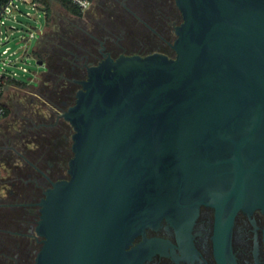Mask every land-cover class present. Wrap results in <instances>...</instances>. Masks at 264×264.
<instances>
[{
  "label": "water",
  "instance_id": "obj_1",
  "mask_svg": "<svg viewBox=\"0 0 264 264\" xmlns=\"http://www.w3.org/2000/svg\"><path fill=\"white\" fill-rule=\"evenodd\" d=\"M175 3L174 56L107 53L77 80L69 177L37 203L33 264H141L128 247L163 219L212 205L229 233L264 212V0Z\"/></svg>",
  "mask_w": 264,
  "mask_h": 264
},
{
  "label": "flooded vegetation",
  "instance_id": "obj_2",
  "mask_svg": "<svg viewBox=\"0 0 264 264\" xmlns=\"http://www.w3.org/2000/svg\"><path fill=\"white\" fill-rule=\"evenodd\" d=\"M95 1L86 11L94 8ZM142 1L144 5L143 16H135V13L131 12L135 16V20L140 21L144 27L150 29L151 33L165 40L170 47L168 52L153 50L147 54L161 52L168 56H174L175 50L171 47L174 40L172 42L167 40L149 22H154L156 26L164 23L159 9L163 6L164 11L170 10L169 12H171L173 8L179 11L175 0ZM179 14L182 21L180 11ZM150 16L152 18H149ZM177 25H172L174 32ZM165 27L167 26L165 25ZM82 29L86 33L85 38L77 40V37L72 35L64 40L63 37L62 39L59 37L51 46L46 45V42L43 41L46 35L44 32V37L41 38L43 41L41 48L45 53H77L71 68L77 73H82V78H85L88 66L98 63L105 54L108 53L114 58L117 56L107 51L104 42L91 34L87 30V26ZM98 44L99 46H97ZM90 54L98 59L91 60ZM128 54L146 55L142 54L141 51ZM45 64L47 71L43 73L45 74L44 79L56 70L49 62H45ZM77 80L74 79L73 81L80 87ZM47 98L57 108L58 112L54 122L35 124V127L38 128L37 131L41 129V131L36 132V140L31 142L35 144L36 149L29 150L23 145L20 148L14 145L3 147L7 155L15 154L17 158L15 156L12 158L19 160L22 164V167H19L21 170L19 171L20 180L25 179L22 182L24 185L20 186L22 191L19 196L23 195L24 191L31 192L33 190L31 184L40 188L39 194L35 192L34 195L29 196L30 201L18 200V194L15 195L14 202L1 203L3 200L0 199V208L8 209H4L5 213L0 214V223L4 224L0 231L5 234L0 242V248L6 246L13 252L5 258L6 264L34 263L42 240V237L35 232L40 214L37 203L44 196L45 190L51 186L52 181L69 177L67 168L71 158L69 155L72 153L71 135L73 128L62 114L74 104L75 94L73 101L60 100L55 93L47 96ZM7 142H11V139H8ZM43 165L46 166L43 167ZM16 170H18L17 167L14 173L18 174ZM10 194L13 196L14 192L11 191ZM216 215L214 206L202 204L196 214L189 216L187 220H180V224L173 225L168 220L163 219L157 227L147 228L144 235L140 234L135 237L128 249L133 250L136 257L142 260L141 264H264V212L261 209L239 210L234 217L229 233L222 225L226 222L227 217L221 218L220 226ZM152 238L158 241L153 244L148 243L147 240Z\"/></svg>",
  "mask_w": 264,
  "mask_h": 264
},
{
  "label": "rangeland",
  "instance_id": "obj_3",
  "mask_svg": "<svg viewBox=\"0 0 264 264\" xmlns=\"http://www.w3.org/2000/svg\"><path fill=\"white\" fill-rule=\"evenodd\" d=\"M133 2L136 4H133ZM143 6L142 0H96L93 9L84 11L82 16H75L62 6L60 0H51L50 12L54 21H51L50 24H47L45 14L42 11H36L30 6L22 5V9L25 12L29 11L33 18L20 16L19 19L22 20V23H16V25L23 28L26 33L29 30L36 31L37 35L31 42V48L37 44V40L39 39V32L37 30L42 32L45 29L46 35L45 37L43 36V41L46 42V45L51 46L55 42V36L58 33H55V31H60L61 39L63 37L66 40L68 36L74 35L79 40L85 38L86 33L82 28H86L87 26V30L98 37L100 41H103L104 45L107 46V51H110L114 56H118L121 53H134L136 51H141L142 54H147L153 50L161 52L170 51V47L165 40L151 33L149 28L144 27L140 21L135 20L136 15L139 17L143 16ZM163 7L159 9L161 10L160 16L164 20V23L159 24V26H156L154 22L149 23L167 40L172 42L176 36L173 26L180 23V14L174 8L171 9V12H169L170 10L164 11ZM131 12L135 13V16ZM146 17L148 18V16ZM149 18L152 17L150 16ZM22 33H18V38H20ZM43 41L39 43L38 47H42ZM11 44L14 47H18L24 45V41L14 40ZM89 56L91 60L98 59L91 54ZM30 62V69L36 71L41 76L40 79L31 81V85L11 86L1 97V101L9 108L8 114L0 118V199L3 200L1 203L14 202L16 194H18V200L30 201L29 196L31 194L34 195L35 192L39 194L40 192L38 186L31 184L33 190L31 192L24 191L23 195L19 196L22 191L20 186L24 185L22 182L25 179L20 180L21 175L19 171L21 170L19 167H22V164L19 160L12 158L15 154L12 156L7 155L3 147L14 145L20 148L23 145L29 150H35V144L31 142L36 140V132L41 131V129L37 131L38 128L35 127V124L54 122L56 113L58 112L57 108L47 98V96L52 94V83L50 81L48 83L46 81L47 78L44 81L45 74L42 73L47 71L45 62L43 65H39L33 58L30 59ZM32 75L33 72L28 73L26 76H22V79L29 80V77H32ZM43 86L49 87L43 89ZM78 88L79 86L77 85V90ZM65 125L68 124L65 123ZM8 139H11V142H7ZM71 156L72 153L69 155V158ZM50 159L53 161L52 157ZM23 165L25 166V164ZM45 166L43 165V167ZM16 167L18 174L14 173ZM11 191L14 192L13 196L10 194ZM0 209V214L8 210L4 207ZM3 226L4 224L0 223L1 229ZM1 234L3 235L4 233L0 231ZM0 264L3 263L0 261Z\"/></svg>",
  "mask_w": 264,
  "mask_h": 264
},
{
  "label": "built area",
  "instance_id": "obj_4",
  "mask_svg": "<svg viewBox=\"0 0 264 264\" xmlns=\"http://www.w3.org/2000/svg\"><path fill=\"white\" fill-rule=\"evenodd\" d=\"M82 11L90 8L94 0H69ZM22 5L30 6L36 11H42L46 17V8L43 3L38 0H0V118L6 113L5 104L1 101L5 91L17 83L31 85L30 82L40 79V75L36 71L30 69V59L40 60L36 53L38 45L43 37L45 29L39 32L37 44L31 48V42L36 37L35 30H29L27 33L16 23H22L20 16L33 18L29 11H24ZM23 32L18 38V33ZM25 32V33H24ZM14 40L24 41V45L14 47L11 42ZM40 65V64H39ZM29 80H23L22 76L32 73ZM43 74V73H42Z\"/></svg>",
  "mask_w": 264,
  "mask_h": 264
},
{
  "label": "trees",
  "instance_id": "obj_5",
  "mask_svg": "<svg viewBox=\"0 0 264 264\" xmlns=\"http://www.w3.org/2000/svg\"><path fill=\"white\" fill-rule=\"evenodd\" d=\"M38 1L44 4L46 8V22L47 24H50L51 21H54V19L52 20L53 17L50 12L51 11V0H38ZM60 2L62 6L69 13L75 16L83 15L84 11H82L78 6L73 4L71 1L60 0ZM57 26H59V24H57ZM55 33H57L56 34L57 36L54 35L57 40L58 37H60V31H55ZM35 54L40 60H43L44 62H49V64L53 66L54 69H56L46 79L48 83L50 82L52 83V89H51L52 93L57 94V98H60V100L65 99L67 101L69 100L73 101L74 94L77 89V84L74 83L73 80L81 79L83 77L82 73H77V71L71 68L72 64L74 63L75 54L77 53H45L41 47H38ZM17 84L24 85L21 83H17ZM46 87L47 86H43V89H46ZM5 108H6V113L4 116H6L9 112L8 106L5 105ZM18 213L20 215V211ZM4 237H5V234L0 235V242L3 240ZM18 242L20 241L18 240ZM12 253L13 252L11 251V249L6 248V246L3 248L1 247L0 248V261L3 264H6L5 258L7 257V255H10Z\"/></svg>",
  "mask_w": 264,
  "mask_h": 264
}]
</instances>
